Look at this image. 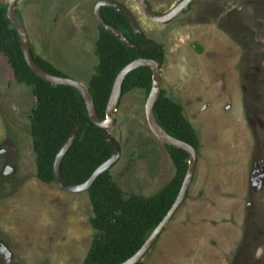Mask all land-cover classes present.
Wrapping results in <instances>:
<instances>
[{
	"label": "rangeland",
	"instance_id": "rangeland-1",
	"mask_svg": "<svg viewBox=\"0 0 264 264\" xmlns=\"http://www.w3.org/2000/svg\"><path fill=\"white\" fill-rule=\"evenodd\" d=\"M96 1L16 4L33 53L85 84L96 64ZM119 1L146 37L164 46L162 89L182 104L201 136L186 197L143 263L264 264V181L258 189L249 181L255 161L264 168V0H193L168 24L146 18L134 0ZM179 1L149 0L160 13ZM144 101L142 89L121 96L109 131L121 155L110 173L126 193L149 196L174 169L145 123ZM33 102L0 54V148L16 153L10 161L15 173H0V264H82L95 234L88 196L36 179ZM7 137L12 145L4 143ZM156 147L162 166L155 176L149 162ZM136 184L139 189L131 190Z\"/></svg>",
	"mask_w": 264,
	"mask_h": 264
},
{
	"label": "trees",
	"instance_id": "trees-1",
	"mask_svg": "<svg viewBox=\"0 0 264 264\" xmlns=\"http://www.w3.org/2000/svg\"><path fill=\"white\" fill-rule=\"evenodd\" d=\"M16 14L23 22L17 9ZM101 15L108 24L119 29L127 40L139 46L138 49L126 48L98 26L94 41L96 64L86 85L98 115L104 118L105 105L118 71L138 57L156 59L162 66L165 50L160 43H147L143 33L135 34L127 18L114 8H101ZM142 46L145 47L142 49ZM195 49L199 52L202 47L196 44ZM30 52L44 71L67 76L50 61L34 54L31 45ZM0 54L5 57L15 81L29 87L34 97L30 109L29 132L35 157L36 179L46 184L53 183L55 154L77 125L74 142L61 160L60 174L68 183L84 182L97 166L111 156L113 148L107 141L111 135L89 120L84 101L74 88L50 84L29 70L20 49L17 32L6 16L4 3H0ZM150 84L151 70L139 67L125 77L121 95L132 89H142L146 97ZM154 115L168 134L199 148L198 135L184 116L181 103L166 96L164 89L154 104ZM165 148L175 173L152 196H125L110 170L101 173L86 191L92 210L89 222L95 234L82 264H117L125 260L139 249L166 214L179 191L188 156L175 147L165 145ZM136 264L144 263L140 261Z\"/></svg>",
	"mask_w": 264,
	"mask_h": 264
},
{
	"label": "water",
	"instance_id": "water-1",
	"mask_svg": "<svg viewBox=\"0 0 264 264\" xmlns=\"http://www.w3.org/2000/svg\"><path fill=\"white\" fill-rule=\"evenodd\" d=\"M19 0H7L6 3V16L10 21L12 27L16 30L19 40L20 49L23 55V58L28 66L29 70L38 78L44 80L53 85H63L70 86L74 88L82 97L86 109L87 116L89 120L97 127L104 129L109 132L115 125V112L117 110L119 101L121 99V90L122 83L131 71L139 68V67H147L151 70V84L148 93L146 94L143 111H144V119L145 123L149 129V131L164 145H169L175 147L177 149L183 150L187 153V167L181 182L179 191L175 197V200L171 204L170 208L167 210L166 214L162 217V219L158 222V224L153 228L147 238L144 240L139 249L134 252L131 256L126 258L125 260L117 263V264H136L143 260L145 254L150 250L152 245L155 243L157 238L160 236L166 225L170 222L175 212L179 208V206L184 201L187 190L191 183V180L194 175L196 160H197V149L180 140L177 139L170 134H168L157 122L154 115V104L159 98V95L162 90V77H161V63L153 58L146 57H138L127 64H125L117 73L114 78L106 105L104 110V118H101L95 108L93 97L89 92L87 85L83 82L75 80L71 77L67 76H57L50 74L40 68L37 63L34 61L31 52H30V42L27 36V32L23 22L20 21L16 14V4ZM139 8L142 13L156 23H165L180 13L193 1V0H180L176 5H174L170 10L165 13H155L150 9L145 0H136ZM106 5L114 8L117 12L123 14L128 21V24L132 31L136 34L141 33V27L137 23L134 18V15L128 10L124 5L112 1V0H101L98 1L94 6V18L97 25L108 32L110 35L115 37L123 46L129 49H138L139 46L137 44L131 43L124 34L117 29L116 27L108 24L101 15V6ZM145 46H142L143 49ZM31 114L29 115V118ZM78 126L75 125L71 134L65 140V142L60 146L57 153L55 154L53 161V183L64 191H69L73 193L77 192H86L94 180L103 172L110 170L120 159L121 155V147L120 144L115 140L114 137L109 136L107 141L113 148L111 156L102 162L99 166H97L94 171L91 173L89 178H87L84 182L78 184H71L64 181L61 178L60 174V163L63 159L66 152L72 146L74 139L77 135ZM5 256H8V252H4ZM8 263V259L6 260Z\"/></svg>",
	"mask_w": 264,
	"mask_h": 264
},
{
	"label": "flooded vegetation",
	"instance_id": "flooded-vegetation-1",
	"mask_svg": "<svg viewBox=\"0 0 264 264\" xmlns=\"http://www.w3.org/2000/svg\"><path fill=\"white\" fill-rule=\"evenodd\" d=\"M98 1H101V0H97L96 2H95V4L98 2ZM112 1H115V2H118V3H120V4H122V5H124L121 1H119V0H112ZM135 1V3L137 4V6H138V3H137V1L136 0H134ZM146 1V3L148 4V6L150 7V9L152 10V11H154L155 13H159L160 14V12H158V11H156L154 8H152V5H151V3L149 2V0H145ZM18 3V2H17ZM95 6V5H94ZM94 6H93V11H94ZM125 6V5H124ZM103 7H109V6H106V5H103V6H101V8H103ZM126 7V6H125ZM139 7V6H138ZM189 7V5L182 11V13H180L179 15H181V14H183V12L187 9ZM127 8V7H126ZM128 9V8H127ZM140 9V8H139ZM128 10H130V9H128ZM141 10V9H140ZM131 12V11H130ZM142 12V11H141ZM132 13V12H131ZM133 14V13H132ZM143 14V13H142ZM144 15V14H143ZM179 15H177L176 17H174L173 19H171V20H169V21H167V22H165V23H160V24H168V23H170V22H172L175 18H177ZM93 16H94V13H93ZM145 16V15H144ZM134 18H135V16H134ZM147 18V17H146ZM22 19V18H21ZM136 20V19H135ZM137 21V20H136ZM138 23V22H137ZM98 26V25H97ZM140 26V25H139ZM142 30V29H141ZM141 33H143L144 35H145V33H144V31L142 30L141 31ZM136 34V33H135ZM140 34V33H139ZM144 40L148 43V42H156V41H154V40H152V39H149V38H147L146 37V35H145V38H144ZM156 43H159V42H156ZM161 44V43H160ZM163 48H164V46H163ZM165 50V49H164ZM252 69H254L255 71H254V74H257L258 72H257V67L255 66V67H253ZM182 105V104H181ZM183 107V106H182ZM251 122V121H250ZM193 127V126H192ZM194 129V128H193ZM195 131V130H194ZM195 133H196V131H195ZM197 134V133H196ZM199 138V137H198ZM200 141V140H199ZM5 144H10V145H12L13 144V142H12V140L10 139V137H7V139L5 140V142H4ZM162 144V143H161ZM162 146L164 147V151L167 153V150H166V148H165V145L164 144H162ZM6 153H7V148H0V173L1 174H9V173H15V168H14V166H12V164L10 163V161L13 159V157H15V152H11L10 154H8V155H6ZM151 156H152V162H149V166H150V170H151V172H156V173H153L155 176H156V174H157V170L159 169V167H161L162 166V156H159L160 154H159V152H158V147H156L155 149L153 148V149H151ZM168 154V153H167ZM169 156V155H168ZM170 158V157H169ZM6 162V163H3V162ZM148 164V163H147ZM155 165H156V168H155ZM154 168H155V171H153L154 170ZM173 169H174V167H173ZM174 173H175V171H174ZM174 175V174H173ZM173 177V176H172ZM171 177V178H172ZM115 180V179H114ZM116 181V180H115ZM249 181H250V183H251V185H252V187H254V189H258V188H260V186H261V183L264 181V168L263 167H259V166H257V164H256V161L254 162V164H253V167H252V171L250 172V175H249ZM117 182V181H116ZM143 182V181H142ZM141 182V183H142ZM145 182V181H144ZM169 182V181H168ZM167 182V183H168ZM118 183V182H117ZM166 183V184H167ZM119 184V183H118ZM139 185L140 184H136V185H134V188L132 189V188H130L131 190H135V191H137L138 189H139ZM119 186H120V184H119ZM121 187V186H120ZM122 188V187H121ZM122 190L124 191V193H125V196H129V195H141V194H138V193H133V192H129V193H126V191L122 188ZM153 195V194H152ZM152 195H149V196H152ZM141 196H143V195H141ZM149 196H144V197H149Z\"/></svg>",
	"mask_w": 264,
	"mask_h": 264
},
{
	"label": "crops",
	"instance_id": "crops-1",
	"mask_svg": "<svg viewBox=\"0 0 264 264\" xmlns=\"http://www.w3.org/2000/svg\"><path fill=\"white\" fill-rule=\"evenodd\" d=\"M198 135V137H199V140H200V143H201V136H200V134H197Z\"/></svg>",
	"mask_w": 264,
	"mask_h": 264
}]
</instances>
